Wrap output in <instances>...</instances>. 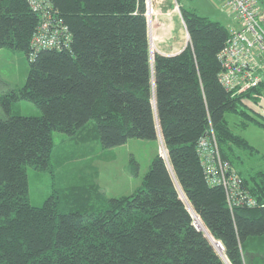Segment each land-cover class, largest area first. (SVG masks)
<instances>
[{"label":"trees","instance_id":"16d2710c","mask_svg":"<svg viewBox=\"0 0 264 264\" xmlns=\"http://www.w3.org/2000/svg\"><path fill=\"white\" fill-rule=\"evenodd\" d=\"M148 1L147 9L146 0H50L68 42L29 57L39 12L27 0H0V47L28 57L24 82L0 94V264H226L215 239L229 264H244L248 239L264 235V168L240 173L257 203L229 204L206 181L197 150L210 128L230 162V141L245 143L225 111L242 112L247 91L219 80L228 28L176 0L188 41L151 61ZM19 98L41 113H12ZM89 127L103 147L160 134L165 154L155 151L134 189L101 206L68 209L54 188L31 203L26 165L49 169L52 130L72 137Z\"/></svg>","mask_w":264,"mask_h":264},{"label":"rangeland","instance_id":"374dc122","mask_svg":"<svg viewBox=\"0 0 264 264\" xmlns=\"http://www.w3.org/2000/svg\"><path fill=\"white\" fill-rule=\"evenodd\" d=\"M156 1L159 0H150L152 13L148 24L152 54L157 49L166 50L168 46L178 48L188 41L177 1L165 0L163 9H157ZM170 3L172 7L169 8ZM184 4L226 26L234 21L229 7L219 0H184ZM27 71L28 57L22 50L0 47V94L20 86ZM241 101L246 104L242 112L226 110L225 119L232 133L243 138L245 143L225 140L224 145L230 141L231 164L247 176L253 170L264 168V120L256 113L260 105H264V99L262 95L256 100L245 96ZM11 112L40 114L41 110L33 101L19 98L11 103ZM52 139L49 169L26 165L28 199L33 204L42 203L54 188L68 209L101 206L107 196L134 189L155 150L165 154L159 137H130L121 144L103 147L92 127L80 130L72 137L63 131L52 130Z\"/></svg>","mask_w":264,"mask_h":264},{"label":"built area","instance_id":"2783aa9c","mask_svg":"<svg viewBox=\"0 0 264 264\" xmlns=\"http://www.w3.org/2000/svg\"><path fill=\"white\" fill-rule=\"evenodd\" d=\"M27 1L41 18L31 37L29 57L39 47L61 48L66 45L69 39L67 26L51 12L50 0ZM219 1L229 7L234 20L227 25L228 39L217 54L221 65L219 80L233 93L247 91L248 98L256 100L262 95L264 99V0ZM256 113L264 120V105H260ZM197 150L206 181L221 185L229 204L257 203L243 185L242 175L232 167L229 159L221 155L212 128L199 138Z\"/></svg>","mask_w":264,"mask_h":264},{"label":"crops","instance_id":"0c3cea01","mask_svg":"<svg viewBox=\"0 0 264 264\" xmlns=\"http://www.w3.org/2000/svg\"><path fill=\"white\" fill-rule=\"evenodd\" d=\"M162 4H163V6L166 5L165 0H159L158 2L156 1L154 3V5L157 7V9H163L164 7H162ZM167 6H169V8L172 7L171 3L168 4ZM154 34L155 33L153 32V27H152V35H154ZM182 47H183V45L178 47V48H175V49H174V47L172 49H170L171 47L168 46V47H165L166 50L157 49V51H159L161 53L170 54V53L177 52ZM168 49H170V51ZM229 155H231V154L229 153ZM228 157H230V159L232 158L231 156H228ZM231 162H232V160H231ZM233 168L237 172L241 173V171L238 170L236 167H233ZM257 170H259V169H257ZM257 170H253V172L257 171ZM247 171H249V170H247ZM253 172H251V173H253ZM243 261H244V264H264V235L263 236L262 235H256V236H252L248 239V242L246 243V246L243 250Z\"/></svg>","mask_w":264,"mask_h":264},{"label":"water","instance_id":"95a60500","mask_svg":"<svg viewBox=\"0 0 264 264\" xmlns=\"http://www.w3.org/2000/svg\"><path fill=\"white\" fill-rule=\"evenodd\" d=\"M146 7H147V9H148V3H146ZM186 32H187V30H186ZM187 35H188V32H187ZM188 37V36H187ZM150 42V41H149ZM150 44V43H149ZM185 45V44H184ZM183 45V46H184ZM149 53H150V60L152 61V52L150 51V45H149ZM158 137L160 138V141H161V143H162V139H161V136H160V134L158 135ZM181 191V190H180ZM181 194H182V192H181ZM184 197V196H183ZM185 198V197H184ZM183 198V199H184ZM185 200V202L187 203V207H189L190 208V210H191V213H192V216H193V213H194V211L191 209V207L189 206V204H188V202H187V200L186 199H184ZM195 214V213H194ZM193 223H194V225L198 228V229H200L206 236H207V238L209 239V241L212 243V245L214 246V243H213V240H214V238L211 236V234L209 233V231L206 229V227L203 225V227L201 226H198V225H196L195 224V222H194V219H193ZM216 241H218L219 242V240H217L216 239ZM221 246V245H220ZM215 247V246H214ZM215 249H216V247H215ZM217 250V249H216ZM217 252L221 255V257L223 258V260H224V262L226 263V264H229L228 262H227V260H226V258L224 257V255H223V253H220L218 250H217Z\"/></svg>","mask_w":264,"mask_h":264},{"label":"bare ground","instance_id":"6f19581e","mask_svg":"<svg viewBox=\"0 0 264 264\" xmlns=\"http://www.w3.org/2000/svg\"><path fill=\"white\" fill-rule=\"evenodd\" d=\"M151 9H152V7H151ZM146 13H147V9H146ZM148 23V22H147ZM196 225H198V224H196ZM198 226H200V225H198ZM201 227V226H200ZM216 240V239H215ZM218 242V241H217ZM219 245V246H218ZM218 245H217V250L220 252V253H223V250H222V245H221V243H220V241L218 242ZM221 245V246H220Z\"/></svg>","mask_w":264,"mask_h":264}]
</instances>
